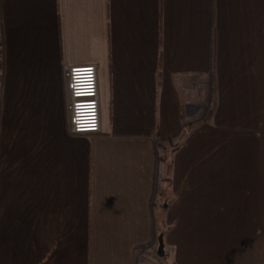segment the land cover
Here are the masks:
<instances>
[{"label": "crops", "instance_id": "obj_1", "mask_svg": "<svg viewBox=\"0 0 264 264\" xmlns=\"http://www.w3.org/2000/svg\"><path fill=\"white\" fill-rule=\"evenodd\" d=\"M139 262L264 264V0H0V264Z\"/></svg>", "mask_w": 264, "mask_h": 264}, {"label": "built area", "instance_id": "obj_2", "mask_svg": "<svg viewBox=\"0 0 264 264\" xmlns=\"http://www.w3.org/2000/svg\"><path fill=\"white\" fill-rule=\"evenodd\" d=\"M66 75L70 91L71 132L73 134L100 132L101 109L97 67H71Z\"/></svg>", "mask_w": 264, "mask_h": 264}, {"label": "rangeland", "instance_id": "obj_3", "mask_svg": "<svg viewBox=\"0 0 264 264\" xmlns=\"http://www.w3.org/2000/svg\"><path fill=\"white\" fill-rule=\"evenodd\" d=\"M186 93H188V92L186 90H184V94L185 95H186ZM210 109H211V99H210V101L207 102V105H205V108L203 109V111L200 112V115H199V121L200 122L207 121V119H208L207 115H208V112H209ZM187 111H186L187 122H190L191 120H194V116H195L193 114L195 112L194 106H192L191 108H188ZM190 127L192 129V126H190ZM190 127L186 126V132H187V134L190 132ZM156 251H157V248H156ZM156 251H155V256L158 258ZM164 261L166 263V260L165 259H164Z\"/></svg>", "mask_w": 264, "mask_h": 264}, {"label": "trees", "instance_id": "obj_4", "mask_svg": "<svg viewBox=\"0 0 264 264\" xmlns=\"http://www.w3.org/2000/svg\"><path fill=\"white\" fill-rule=\"evenodd\" d=\"M216 106H217L216 91H215V87L213 86V92H212V96H211V109L208 112L207 121H211L212 120V117H213V115L215 113V110H216ZM182 119L184 121V124H186L187 123V116H186V107L185 106L182 109ZM185 134L187 135L186 126L184 127V135Z\"/></svg>", "mask_w": 264, "mask_h": 264}, {"label": "water", "instance_id": "obj_5", "mask_svg": "<svg viewBox=\"0 0 264 264\" xmlns=\"http://www.w3.org/2000/svg\"><path fill=\"white\" fill-rule=\"evenodd\" d=\"M158 241H159V244L157 248V256L163 259L166 256L165 255V243H164L163 237L160 236Z\"/></svg>", "mask_w": 264, "mask_h": 264}]
</instances>
